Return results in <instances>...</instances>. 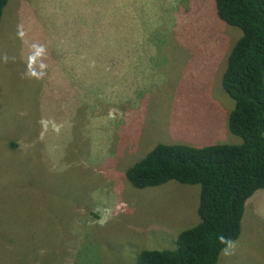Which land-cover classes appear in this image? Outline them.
<instances>
[{"label":"rangeland","instance_id":"obj_1","mask_svg":"<svg viewBox=\"0 0 264 264\" xmlns=\"http://www.w3.org/2000/svg\"><path fill=\"white\" fill-rule=\"evenodd\" d=\"M241 35L214 0H8L0 264H137L174 248L199 220V185L135 188L125 170L157 143H241L221 86ZM216 264H264V188Z\"/></svg>","mask_w":264,"mask_h":264},{"label":"trees","instance_id":"obj_2","mask_svg":"<svg viewBox=\"0 0 264 264\" xmlns=\"http://www.w3.org/2000/svg\"><path fill=\"white\" fill-rule=\"evenodd\" d=\"M7 1L0 0V21ZM214 6L222 21L242 30L221 76L234 101L228 130L242 141L200 147L157 143L126 168L135 188L170 180L199 185L198 222L177 234L172 249L140 250L137 264H216L240 234L247 199L264 188V0H214Z\"/></svg>","mask_w":264,"mask_h":264}]
</instances>
